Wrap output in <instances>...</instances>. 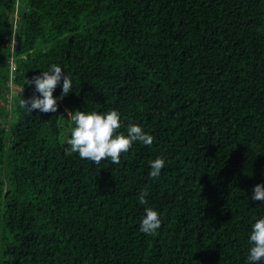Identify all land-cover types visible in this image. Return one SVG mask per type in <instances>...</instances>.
<instances>
[{
	"label": "trees",
	"instance_id": "16d2710c",
	"mask_svg": "<svg viewBox=\"0 0 264 264\" xmlns=\"http://www.w3.org/2000/svg\"><path fill=\"white\" fill-rule=\"evenodd\" d=\"M52 64L72 79L58 111L21 109ZM77 110H116L154 142L81 159ZM259 184L264 0H0V264H246Z\"/></svg>",
	"mask_w": 264,
	"mask_h": 264
},
{
	"label": "clouds",
	"instance_id": "9594fccd",
	"mask_svg": "<svg viewBox=\"0 0 264 264\" xmlns=\"http://www.w3.org/2000/svg\"><path fill=\"white\" fill-rule=\"evenodd\" d=\"M13 43H16L13 38ZM62 92L59 98L54 97L56 88L61 84ZM27 84L35 85V91L31 98L19 101V107L32 113L38 110L49 114L58 111V100L62 101L72 89V79L69 74L58 65L52 64L48 71L33 76ZM35 93H39L37 96ZM67 118L73 123L70 129V139L66 143L70 146V153H78L81 159L92 161L99 165L104 160H110L113 164H119L122 154L127 153L133 143L140 142L151 146L154 142L152 135L146 134L143 128L137 124H129L126 133L120 131L121 117L118 111L109 110L104 113L97 111L68 112ZM150 173L152 178H158L165 165L162 157L150 161ZM148 192L142 190L139 194V203L147 205ZM253 201L264 202V184L256 185L253 189ZM160 214L151 207L145 208V215L141 220L139 231L146 235H155L161 227ZM249 254L246 264H261L264 261V217L256 219L251 225L249 234Z\"/></svg>",
	"mask_w": 264,
	"mask_h": 264
},
{
	"label": "rangeland",
	"instance_id": "374dc122",
	"mask_svg": "<svg viewBox=\"0 0 264 264\" xmlns=\"http://www.w3.org/2000/svg\"><path fill=\"white\" fill-rule=\"evenodd\" d=\"M11 66L14 67L13 64H12ZM16 90H17V89L14 87L13 90H12V92L14 93V92H16ZM8 99H10V96H8ZM2 102H3V101H2Z\"/></svg>",
	"mask_w": 264,
	"mask_h": 264
}]
</instances>
